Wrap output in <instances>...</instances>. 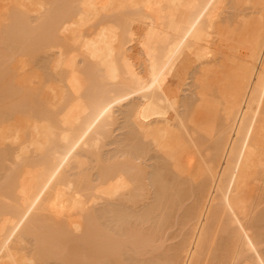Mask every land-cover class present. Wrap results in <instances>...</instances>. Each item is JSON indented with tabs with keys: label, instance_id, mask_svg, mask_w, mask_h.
<instances>
[{
	"label": "bare ground",
	"instance_id": "obj_1",
	"mask_svg": "<svg viewBox=\"0 0 264 264\" xmlns=\"http://www.w3.org/2000/svg\"><path fill=\"white\" fill-rule=\"evenodd\" d=\"M0 1L1 33L23 35L0 46V167L14 160L0 184V264H202L214 216L233 226L232 264H264V210L250 200L264 175V0ZM121 125L126 152L105 156ZM213 132L202 160L198 135ZM185 177L204 179L183 215L189 236L144 259L170 223L159 203ZM150 219L162 228L143 232Z\"/></svg>",
	"mask_w": 264,
	"mask_h": 264
},
{
	"label": "rangeland",
	"instance_id": "obj_2",
	"mask_svg": "<svg viewBox=\"0 0 264 264\" xmlns=\"http://www.w3.org/2000/svg\"><path fill=\"white\" fill-rule=\"evenodd\" d=\"M49 2H50V0H48ZM55 1V0H54ZM0 2H2L1 4L3 5L4 4V6L6 7L7 5H5V3L3 2V1H0ZM52 3H53V1H51ZM51 3V4H52ZM0 4V9H2L1 8V5ZM49 6V7H48ZM48 6L46 7V9H50V7L52 6V5H50V4H48ZM3 7V6H2ZM5 7H3V8H5ZM8 7V6H7ZM6 10H8V8L6 9ZM2 11H3V9H2ZM48 11V10H47ZM47 11H44L45 13H47ZM9 12V15L10 14H12L11 13V11H8ZM7 12V13H8ZM229 12H233V9H232V11L231 10H229ZM7 13L5 14V10H4V14H5V17H6V15H7ZM45 13H42V14H44V15H46ZM8 15V16H9ZM44 15H42V16H44ZM48 15V14H47ZM7 16V20H9L8 22L5 20V24H7V26L4 24V26L6 27V29H8V27L10 26V25H14V23L13 22H10L11 20L10 19H12V18H9V17H11V16H9L8 17ZM41 16V15H40ZM13 17V16H12ZM33 19H35V18H33ZM37 19V18H36ZM39 19V18H38ZM9 22L10 23H13V24H10L9 25ZM33 22H36V20H34ZM4 23V22H3ZM20 22H18L17 23V27H18V25H22V24H19ZM9 25V26H8ZM15 26V25H14ZM11 27V26H10ZM9 27V28H10ZM3 29H4V27H2ZM1 28V29H2ZM20 28V27H19ZM21 28H25V27H22L21 26ZM2 30L3 32H5V31H8V30H10V29H8V30ZM11 29H14V30H16V28L15 27H11ZM18 29V28H17ZM23 29H19V30H22V32H24V33H26V35H27V29H25L24 31H23ZM13 30V31H14ZM18 32V31H17ZM19 32H21V31H19ZM22 32H21V34H22ZM8 34L9 33V31L8 32H5V33H3V34ZM13 33H15V32H13ZM13 33L12 32H10L9 34H12L13 35ZM23 33V34H24ZM0 34H2L1 33V31H0ZM0 35V38H2L4 35ZM11 35V38H13V36ZM14 35H16V33L14 34ZM17 35H18V33H17ZM2 36V37H1ZM9 36V35H8ZM8 36H6V37H8ZM23 36V35H22ZM22 36H19V37H17L16 39H18L19 41L21 40V38L20 37H22ZM5 37V36H4ZM4 37L2 38V40H3V42H2V40H1V47H2V45H3V43L6 45H8L9 43L10 44H12V46H15V43H17V41L18 40H14V39H12V41L14 40V42L15 43H12V41L11 42H9V40H11L10 39V37L9 38H6L7 40L6 41H8L9 43H5V41H4ZM15 38V37H14ZM9 39V40H8ZM9 44V45H10ZM14 44V45H13ZM8 45V46H9ZM12 46H9V47H7V50H9L8 48H11V49H13L12 48ZM0 47V48H1ZM5 47V46H4ZM15 48H16V46H15ZM6 49V48H5ZM2 50V49H1ZM0 50V51H1ZM4 51V48H3V50H2V52ZM1 52V53H2ZM1 56V55H0ZM44 57V56H43ZM28 58L26 57V60H27ZM31 59V61H32V58L30 57L29 58V60ZM34 61H36V59L34 60ZM33 62V61H32ZM32 65H33V63H31ZM35 64V63H34ZM36 65V64H35ZM37 65H38V63H37ZM36 65V66H37ZM35 66V67H36ZM34 67V66H33ZM37 68V67H36ZM1 80V79H0ZM1 82H3L4 83V80L2 81L1 80ZM3 83H2V85L0 84V87L2 88V91H0V94H1V92L3 93L4 91H6V90H8L7 88H6V84L5 85H3ZM189 83H190V80H189ZM6 88V89H4V87ZM185 87V86H184ZM1 88H0V90H1ZM185 88H189V90L188 89H186L185 90V92L183 93V96H184V100H188L189 101V104L188 105H190V104H193L192 102H194V101H196L197 100V98H196V95H194L193 93H191V88L189 87V85H187V87H185ZM184 88V89H185ZM8 92V91H7ZM193 92V91H192ZM5 93V95H4V99H6L8 96H6L7 94H9V93H6V92H4ZM3 95V94H2ZM2 95H0V96H2ZM185 95L187 96L186 98H188V99H186L185 98ZM10 97V96H9ZM189 98H191V101H190V99ZM1 99H3V98H1ZM3 99V100H4ZM196 99V100H195ZM2 100V101H3ZM7 100H8V98H7ZM6 100V101H7ZM0 102H1V100H0ZM185 102V101H184ZM187 102V101H186ZM10 102H5L4 101V103H0V105L1 104H4V107H0L1 109H0V111H2V113H6V114H8V112H6L5 111V107H8V106H10V104H9ZM188 103V102H187ZM186 103V104H187ZM7 105V106H6ZM192 105H190V107H191ZM193 106H194V104H193ZM7 109V108H6ZM9 109V108H8ZM0 115H2L1 113H0ZM5 116V115H4ZM127 129V128H126ZM125 128H124V125H121V127H119V129L117 128V130H115L114 132V134H112L111 135V137L109 138V139H111V141L109 140H107L108 141V144L106 143V146L102 149L103 150V153L105 154V156H115V155H117V153L119 152V151H121V150H123V151H125L126 152V150H124V149H121V145L124 147L125 145H128L129 144V142H128V144H127V132H129V130L127 129L126 130ZM137 131V130H136ZM214 133V135L213 134H211L212 135V137L210 136V134H204L203 133V136L201 137V135L202 134H199L198 135V142L200 141V139L202 138V144L200 145V148H198V149H201L199 152L200 153H202L200 156H201V158H204V157H202V155H204L205 157H206V155H208V153H210V148H211V146H212V144H213V139L214 138H216V136H217V133L216 132H213ZM140 136V135H139ZM210 136V137H209ZM124 137H126V138H124ZM137 137H138V132H137ZM141 138V136L139 137V139H137L136 138V141L137 140H141L140 139ZM200 138V139H199ZM143 140V139H142ZM141 140V142H143ZM138 143H139V141H137ZM140 142V144H139V146H143L142 145V143ZM145 142V141H144ZM143 142V143H144ZM199 142V143H200ZM123 143H126L125 145L123 144ZM138 143H136V145L134 146V145H131L132 147H133V149L135 150L136 148H134V147H137L138 146ZM147 143V142H146ZM198 143V144H199ZM121 144V145H120ZM133 144V143H132ZM135 144V143H134ZM118 145H120V146H118ZM145 145V144H144ZM147 145V144H146ZM7 146H8V150L9 149H16V146L15 145H12V144H10V142H7L6 143V148H7ZM129 147V149H132V147ZM138 146V147H139ZM148 146H149V144H148ZM10 147V148H9ZM118 147V148H117ZM122 147V148H123ZM126 147H128V146H126ZM126 147H125V149H126ZM147 147V146H146ZM198 147H199V145H198ZM117 148V149H116ZM121 150H120V149ZM141 148V147H140ZM139 148V149H140ZM144 148V147H143ZM13 149V150H14ZM130 150L129 152H131V151H134V150ZM142 149V148H141ZM140 149V150H141ZM147 149V148H146ZM146 149H142L143 151V153H140V151L138 150L137 151V149L134 151V153L137 151L138 153H140V154H143L144 155V157H143V159H144V161H146V162H144V163H146L147 165H149V167H156L159 163H156V162H158L159 160H157V157H156V153L152 150L153 148H151L150 149V147H149V150H146ZM12 150V151H13ZM116 150V151H115ZM119 150V151H118ZM148 151V154H146L144 151ZM128 151V150H127ZM128 152V153H129ZM137 152H136V155H137ZM134 153H130V155L131 154H134ZM119 154V153H118ZM140 154H139V156H140ZM210 155V154H209ZM208 155V156H209ZM199 156V157H200ZM207 156V158H209ZM137 157H138V155H137ZM141 157V156H140ZM141 157V158H142ZM155 157H156V159H155ZM207 158H204V159H202V160H205V159H207ZM157 160V161H156ZM201 160V159H200ZM208 160V159H207ZM206 160V161H207ZM13 162H14V160H13V158H12V156H10L9 157V160L7 161V162H4V168L5 169H8V168H10V167H12L13 165ZM155 163L157 164V165H155ZM155 165V166H154ZM4 168H2V167H0V184L3 182V177H4V175H5V169ZM171 176H172V174H170ZM260 177H262V176H264V175H259ZM168 177H170V176H168ZM260 177H258V183H256V181L254 182L255 183V187H254V184L252 185L251 184V186H250V196H251V198H250V200H252V204H251V202H250V204H251V209H254V210H256V211H260V212H262V210H264V189H263V187H261V184L260 183H262L264 180V177H263V179H260ZM173 178V176L169 179V182L168 183H170V184H168L169 186H173V183L172 182H170V180ZM185 178H187V179H185ZM184 179H185V183H187L186 185L187 186H189V188L187 187H183V188H181L182 190H184V188H186V190L185 191H182L181 190V192H173V193H165V194H167V196L164 198V196L162 197V196H159V195H161V193L159 194V193H157L158 194V196H155V193H154V199L152 198V197H149L150 195H148V197H147V199L149 198V200H150V198H152L153 199V201L154 200H156L155 201V207H156V202H159L158 200H160V197H162V198H164L163 199V201H161L160 203H159V206L161 205V203H162V206L159 208V210H161V212H163V209L162 208H168L169 207V210H170V212H171V215H169L170 214V212L168 211V210H164V214L166 213V214H168L167 212H169V214L167 215V218L168 217H170V219L169 220H167V221H170V223H168L166 220V222H167V224H165L161 219H159V217H157L159 214V210L157 209V208H155L156 210H158V212L156 213V217L159 219V221H157L158 223L160 222V225H164L163 226V228H162V226L160 227L157 223H155V224H157V225H155L154 224V222L153 221H156V220H151L150 222H148V223H144L143 225L142 224H140V225H142V231L144 230V229H146V231L145 232H147V229L149 230L150 228L153 230H156V227L158 226L159 228H162V229H160L161 230V232H160V230H159V232H157V231H155L156 232V234H158V237H157V239H156V237H155V243H157V244H159L160 246H157L158 248H161L160 250L158 249V250H156V251H154L153 253H151L150 252V254H149V252L148 253H146V255H143L142 257L144 258V259H146V258H150V257H153V259H155L156 260V256H159L161 253H162V251H165V253L166 252H170V251H168L169 250V248H170V250L172 249V246H174L173 247V249L175 248V247H177V245L176 244H178V243H180L184 238H185V236H189L188 234H189V232L190 231H188V230H190L189 228V226L187 225L189 222H187L186 221V219L189 221V218H191V217H189L191 214H192V212H193V210L194 209H196V207L194 208L193 206H194V202H196L195 204H197V202L199 201V198H198V201H197V197L199 196L198 195V193L200 194V192H202V190H204V189H202L203 188V184H204V181H202V180H204V179H200L201 177H199V179L198 180H196V181H194V180H192L191 178L189 179V177H185ZM203 178V177H202ZM174 179V178H173ZM172 179V180H173ZM259 179L261 180V181H259ZM171 180V181H172ZM263 180V181H262ZM260 182V183H259ZM172 183V184H171ZM200 183H202V185L200 184ZM259 184H260V186H259ZM262 184H264V182L262 183ZM185 185V186H186ZM199 185V186H198ZM174 186H176V185H174ZM199 187H202L201 189L202 190H200V189H198ZM254 187V188H253ZM259 187L260 188H262L263 190V192H261L260 191V193H259ZM195 188V189H194ZM177 189H178V187H177ZM200 191H198V190ZM179 190V189H178ZM187 190H189L188 192H187ZM193 190H195L197 193L195 194L194 193V191ZM180 191V190H179ZM261 193H262V197L260 196L261 195ZM164 194V193H163ZM260 194V195H259ZM197 195V196H196ZM257 195H259V197H261L260 199H258V196ZM196 196V197H195ZM158 199H157V198ZM144 199V198H143ZM142 199V200H143ZM144 200V202H139L138 204H137V206H141L142 205V203H145V201H149V200ZM150 201H152V200H150ZM150 201L149 202H147L146 203V205H148V203H150ZM144 206H145V204H144ZM157 206H158V203H157ZM142 207V206H141ZM140 207V208H141ZM142 208H145V207H142ZM192 208H194V209H192ZM254 210H252L253 212H254V214H255V211ZM167 211V212H166ZM192 211V212H191ZM186 212H191V214H189V216L188 217H184L183 218V215H186L187 213ZM252 212V213H253ZM260 212H258V214L260 213ZM154 214H155V212H154ZM153 214V216H155ZM254 214L253 215H251V217H254ZM258 214H256V215H258ZM261 214V213H260ZM259 214V215H260ZM255 215V217H257V222H256V224H259V226L260 225H262L263 224V221H262V224H260L258 221V216H256ZM216 217V218H215ZM154 218V217H153ZM152 218V219H153ZM218 218V219H217ZM224 218H225V216H224ZM224 218L221 216V217H217V216H214L213 217V223L214 224H211V225H213L210 229L212 230V231H210L211 232V236H210V232H209V236H210V238H209V240H208V242H207V244H206V246H205V251H204V253L202 254V257H203V262H202V264H232L233 263V261H231V258H230V254H229V252L227 251L229 248H227L226 246L228 245V239H229V235H230V232L229 231H231L232 232V230L231 229H233L232 227V224H230L227 220H228V218L227 219H225L224 220ZM154 219H156V218H154ZM157 219V220H158ZM183 219L185 220V222H183ZM253 219V218H252ZM132 220V219H131ZM164 223V224H161V221ZM226 221V222H225ZM256 221V220H255ZM229 223V224H227L226 225V223ZM261 222V221H260ZM153 224H154V228H153ZM184 224V225H183ZM186 224V225H185ZM191 224V223H190ZM228 225H231V226H228ZM185 226V227H184ZM186 226H188V227H186ZM224 226H227V227H225L224 228ZM157 227V228H158ZM261 227V226H260ZM227 228V229H226ZM231 228V229H230ZM141 229L139 230V233H140V231H141ZM150 229V230H151ZM228 229H230V230H228ZM228 230V231H227ZM143 231V232H144ZM187 231H188V234L186 235V233H187ZM226 231H227V233H226ZM262 231H263V229H262ZM155 232H154V234H155ZM153 233V232H152ZM231 236V235H230ZM186 237V238H187ZM231 239V238H230ZM229 239V240H230ZM184 241H185V239H184ZM230 242V241H229ZM263 243H264V231H263ZM227 244V245H226ZM156 245V244H155ZM228 247H230L229 245H228ZM168 249V250H167ZM171 251H173V250H171ZM164 253V252H163ZM172 253V252H171ZM173 254V253H172ZM154 255H156L155 257H154ZM161 256V255H160ZM114 257V258H113ZM110 258H112V259H110ZM160 258V257H159ZM109 259H110V261H114V260H116V254H111V256L109 257ZM157 260H158V258H157ZM55 262V261H54ZM242 262L239 260L238 262H235V264H241ZM50 264H53V262H50ZM56 264V263H55ZM110 264H114V263H110Z\"/></svg>",
	"mask_w": 264,
	"mask_h": 264
}]
</instances>
